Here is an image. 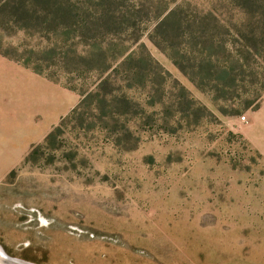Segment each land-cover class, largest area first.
<instances>
[{"label":"rangeland","instance_id":"obj_1","mask_svg":"<svg viewBox=\"0 0 264 264\" xmlns=\"http://www.w3.org/2000/svg\"><path fill=\"white\" fill-rule=\"evenodd\" d=\"M42 77L65 101L45 136L109 82L26 162L51 123ZM0 248L29 264H264V0H0Z\"/></svg>","mask_w":264,"mask_h":264},{"label":"trees","instance_id":"obj_2","mask_svg":"<svg viewBox=\"0 0 264 264\" xmlns=\"http://www.w3.org/2000/svg\"><path fill=\"white\" fill-rule=\"evenodd\" d=\"M10 56V55H9ZM133 54L130 53L128 54L126 57H124L115 67L114 70L121 68V67H126V65H128V63L130 62V60L133 58L132 57ZM16 59H18L17 57H15ZM19 60V59H18ZM23 64L27 67H30L34 72L44 75L45 72L43 71V68L41 67L40 64H35L32 65L31 63H29V60L24 59L23 60ZM131 72H134V74H138V70L136 69V67H132ZM53 81H55L54 79H51ZM109 82V78L108 79H103L101 80V82L98 84V89L94 92H88L85 93L83 99L81 100L80 104L76 107L73 108L72 111L65 117L62 118L61 122L59 123V125L55 126L43 139L42 143L39 144H35L33 145L32 149L30 150V152L26 155L25 157V161L26 162H30V161H34L36 160L38 154L40 153V150H42L43 148H53V149H57V145L56 141L58 138V134L60 133L62 126L66 125V123L72 119L73 117H76V114L79 112L80 107L82 106H86L88 104H90L91 102H93L95 99L98 102V105H102L103 106V98L100 97L103 94H100V88L104 89V86Z\"/></svg>","mask_w":264,"mask_h":264},{"label":"crops","instance_id":"obj_3","mask_svg":"<svg viewBox=\"0 0 264 264\" xmlns=\"http://www.w3.org/2000/svg\"><path fill=\"white\" fill-rule=\"evenodd\" d=\"M22 69H23V67H22ZM29 72H31V70H29ZM44 80H45V86H50V87H52V89H55L56 90V91H52L53 94L50 95L49 99H47V97L45 96V94L42 97H40L41 95L38 97L39 98V102L41 104H43V103L45 104L43 106L44 107V111L43 112L45 113V117H48L49 116L51 123L48 124V126H47L46 129L39 130V135L37 136V139H35L34 141H29L25 146H21V149L20 150H23L30 143H33V142H37V141L42 140L44 138L45 134L47 133L48 128L52 124L56 123L57 120H58V118L61 117L64 114L65 101H64L63 89H61V88L60 89H57L56 88L57 86L49 84L46 79H44ZM39 107H41V106H39ZM15 112H16L17 115H19L22 112H27V109L24 108L23 103H21L15 109ZM13 117H14V115H13ZM16 153H17L16 155L18 156L19 152H16Z\"/></svg>","mask_w":264,"mask_h":264},{"label":"bare ground","instance_id":"obj_4","mask_svg":"<svg viewBox=\"0 0 264 264\" xmlns=\"http://www.w3.org/2000/svg\"><path fill=\"white\" fill-rule=\"evenodd\" d=\"M0 263L3 264H22V263H16L9 259L8 256H5L3 250L0 248ZM29 264V263H28Z\"/></svg>","mask_w":264,"mask_h":264},{"label":"water","instance_id":"obj_5","mask_svg":"<svg viewBox=\"0 0 264 264\" xmlns=\"http://www.w3.org/2000/svg\"><path fill=\"white\" fill-rule=\"evenodd\" d=\"M1 250H2V248H1ZM3 252H4V251H3ZM4 254H5V252H4ZM5 256H7V255L5 254ZM9 259L12 260L13 262H16V263L28 264V263L23 262V261H21V260H19V259H13V258H10V257H9Z\"/></svg>","mask_w":264,"mask_h":264},{"label":"built area","instance_id":"obj_6","mask_svg":"<svg viewBox=\"0 0 264 264\" xmlns=\"http://www.w3.org/2000/svg\"><path fill=\"white\" fill-rule=\"evenodd\" d=\"M242 119H243V120H246V116H245V115H243V116H242Z\"/></svg>","mask_w":264,"mask_h":264}]
</instances>
